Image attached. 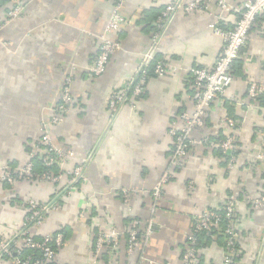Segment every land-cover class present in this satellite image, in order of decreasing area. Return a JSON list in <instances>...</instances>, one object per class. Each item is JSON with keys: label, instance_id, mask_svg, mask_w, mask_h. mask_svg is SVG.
Masks as SVG:
<instances>
[{"label": "crops", "instance_id": "0c3cea01", "mask_svg": "<svg viewBox=\"0 0 264 264\" xmlns=\"http://www.w3.org/2000/svg\"><path fill=\"white\" fill-rule=\"evenodd\" d=\"M116 1L12 0L0 5V165L14 168L28 160L27 147L40 136L42 120L50 117L65 76L72 75L73 105L52 129V137L57 145L73 149L71 164L85 163L87 176L61 199L62 193L49 183L0 181V237L18 235L28 199H55L61 202L59 208L47 216L42 229H34L40 234L65 228V242L53 264H182L193 221L204 210L223 204L231 192L238 199L241 261L264 264V205L253 207L246 200L264 193V105H236L243 108L237 114L239 160L233 171L214 145H207L227 134L219 122L227 116L228 96L249 103V81L264 83V14L256 19L243 48L244 74L235 75L227 95L211 104L205 126L191 133L197 142L185 164L172 173L162 196L155 198L153 189L172 155V120L179 109L193 106L190 70L214 64L222 49L214 25L233 26L235 7L246 0H229L235 6L228 12L214 3L198 12L178 11L158 51L170 71L150 78L145 96L125 104L113 118L109 94L135 74L150 46L157 14L170 0H124V22L116 35L122 47L102 75L91 76L87 69ZM18 2L24 7L22 13L5 22ZM68 184L66 179L64 191ZM87 212L92 213L90 223ZM127 217L140 220L141 229L151 221L149 240L135 254L123 237ZM110 226L119 232V243L105 246L96 256L94 239L100 228ZM200 253L203 264H223L225 251L216 240ZM0 264L11 263L3 259Z\"/></svg>", "mask_w": 264, "mask_h": 264}, {"label": "built area", "instance_id": "2783aa9c", "mask_svg": "<svg viewBox=\"0 0 264 264\" xmlns=\"http://www.w3.org/2000/svg\"><path fill=\"white\" fill-rule=\"evenodd\" d=\"M124 0H117L116 5L111 13L105 30L99 35V49L96 53L93 63L88 67L87 72L91 76L102 75L108 66L111 56L121 49L122 43L116 37L121 29L124 17L121 13ZM216 4L221 11L228 12L233 9V4L229 0H170L165 4L160 16L157 19V29L151 35L150 46L144 53L142 60L133 75L124 85L112 89L109 94L108 103L109 110L113 118L117 117L122 107L131 102L132 97H140L147 90L148 85V67L151 61L154 60L160 49V44L163 36L167 32L175 14L182 10L187 13L202 11L211 4ZM23 5L18 2L8 11L5 22H10L18 17L23 11ZM238 16L233 26L222 28L214 25V32L222 39V49L212 66L193 67L190 70L191 76L194 79L195 91L193 93V108L184 110L179 113L171 123L170 134L175 137V150L170 160L171 167L184 165V159L187 157L190 147L196 144V140L191 137L192 131L204 125L207 110L211 104L219 98L227 95L231 87L234 75L232 72L233 64L240 57L241 50L245 48L250 30L255 23L257 16L264 14V0H246L241 5L235 7ZM170 67L162 62H158L155 68L157 76H165ZM260 93H264V83L250 80L248 83L247 96L249 103L244 99H238L235 96H228L230 102H235L236 105L254 107L257 106L254 101ZM72 94V75H66L62 86L60 97L57 103L51 109L50 117L45 120L41 127V137L34 141L29 151L28 160L18 167L11 168L9 165H0V181L15 184L21 179H34L32 158L39 156L46 165H57L62 169L63 173L59 175L43 174L38 176L39 180H47L52 183L60 181L63 174L66 173L69 178L67 191L71 192L72 185L77 181H87L85 172V163L73 166L72 158L75 155L74 151L65 149L57 145L52 137L51 129L62 121L64 113H66L73 104ZM261 107V106H259ZM264 109V106H263ZM264 113V112H263ZM240 121L232 117H223L219 125L222 128L227 127V136L220 140H211V146H218L224 153L237 151V144L234 134L240 126ZM236 154H230L229 162H233ZM172 177L169 169L161 176L159 182L153 189L155 198L162 196L164 187L168 180ZM248 200L255 206L261 207L264 205V193L257 198L248 197ZM235 197H229L225 203L227 205V217L231 218L235 211ZM31 215L25 217V223L21 227L18 235L14 238L0 237V258L6 256L10 258L13 264H47L52 259H55L59 250L64 245V235L62 233L53 234V232H43L42 240L36 239V233L32 232L35 224H41L44 217L50 212L59 208L57 200L53 199L43 203H39L36 199H29L27 202ZM221 216L219 213L210 209L204 210L198 215L196 230H209L214 224H217ZM140 221L134 220L129 231V252L133 253L140 250L150 237L152 231L151 221L146 224L145 232L142 241L138 239ZM233 228L232 222L226 229L229 235L230 252L224 256V264L233 263L234 239H237L238 231ZM119 232L110 226L108 229L100 228L95 242V254L98 256L105 246L117 247ZM190 245L182 252V264H196L198 258V249L196 247L197 238L193 233L187 235ZM142 242V243H141ZM141 246V247H140ZM139 248V249H138ZM24 249H39L42 251L41 258H34L28 255L23 258L21 254ZM143 253V252H141ZM144 254H140V261L143 262ZM141 262V263H142ZM153 263L152 260H148Z\"/></svg>", "mask_w": 264, "mask_h": 264}, {"label": "trees", "instance_id": "16d2710c", "mask_svg": "<svg viewBox=\"0 0 264 264\" xmlns=\"http://www.w3.org/2000/svg\"><path fill=\"white\" fill-rule=\"evenodd\" d=\"M10 1H12V0H0V5L9 4ZM13 6H14V4H13ZM164 7H165V5L163 7H161V9L159 10V13L157 14L155 22H154L153 26L151 27V33H153L157 29V19L160 16V14H161L162 10L164 9ZM7 14H8V12H7ZM237 16H238V14H237ZM259 16H257V18ZM6 18H7V15H6ZM221 27L223 28V26H221ZM243 50L244 49L241 50L240 57L238 59H236L234 64H233L232 72H233L234 76L235 75L244 74V73H242V71H243V59L241 57V55L243 53ZM158 62H162V63L166 64V62L157 53L155 58H154V60L150 62L149 67H148V78L149 79L152 78V77H156L157 76V74L155 72V68H156V65H157ZM243 77H245V75ZM190 80H191V83H192L191 86L193 88V93H194V91H195L194 79H193V77L191 75H190ZM247 90H248V86H247ZM145 94H146V92L143 93L140 97H132L131 102H132V100L135 101V99H140L141 97H144ZM254 103L257 104V105L263 106L264 105V93H260L259 96L257 97V100H255ZM226 104H228V106H229L227 108L228 109L227 117H232V118H234L236 120H239L238 119L239 115H237V114H240L239 113L240 111L238 109L239 108H243V107H237L235 102H230L228 100L226 101ZM179 110H180V113L182 111H184L182 108L179 109ZM66 113H64V116H65ZM223 136H221L220 138H223ZM172 138H173V145H172V155H173V152L175 150V142L176 141H175V137H172ZM218 139L219 138H214V140H218ZM207 145H210V142H207ZM214 147L216 148L215 151H216L217 155L220 156V157H223L225 160H227V162L229 160V157H230L231 153L232 154H236V155L239 154V150L238 149H237V151H234V152L232 151L230 153L229 152L228 153H224L218 146H214ZM30 149H31V145L27 147V152L28 153H29ZM190 150H191V147H190L189 151ZM172 155H171V157H172ZM185 159H186V157H185ZM185 159H184V164H185ZM32 162H33L32 170H33V173H34V180H39V179H37L38 176L41 177L43 174L59 175V174L63 173L62 169H60L57 165H52V166L46 165L44 163V161L39 156L33 157L32 158ZM168 169H169V171L171 173H175V171H179L180 170V166L177 165V166L171 167V165L169 164ZM65 178H66V176H65ZM63 180H64L63 182L65 184L66 179H63ZM63 182L60 183L58 181V182H55V184H52L54 187L58 188L59 191L62 193L60 195V199H61V197L63 195H68V193H67L68 191L67 190L64 191L65 190V187H64L65 185L63 184ZM4 183L10 185V183H7V182H4ZM81 183H83L81 180L77 181L76 183H74L72 185V189H71L72 192H73V190L75 191L80 186ZM231 196L235 197L236 195L230 192V194L227 196V199L229 197H231ZM235 199H236V201L238 200L237 197H235ZM58 202L61 205L60 200ZM39 203H43V202H39ZM26 208H27V214H26V217H27V216L31 215V211H30L28 205H26ZM209 209L220 214L221 218H220L219 222L217 224H214L209 230H196V224H197V219H198V217H197L193 221V224H192V227H191V231H189V233H188V234L193 233L196 236V238H197L196 247L198 249V258H197L196 264H203V256L200 253V251H201L202 248L210 245L211 242H213L214 240H216L224 248V251H225L224 256L229 254L230 252H232L230 250V248H231L230 245H228V243H229V235L227 234L226 229L229 227L230 223L232 222L233 228H236L235 230H238L237 226H238V221H239V213L237 212V209H238V203L237 202H236V204L234 206L235 211L233 212V215L231 216V218L227 217V205H226L225 202L223 204L219 205L218 207H212V208H209ZM91 214L92 213H90V214L88 213L87 216H86V218L88 219L89 223L91 222V219H92ZM46 218H47V216L45 217V220H46ZM125 219H126L125 222H126V226L127 227H126V229L124 231L123 237H124V239L126 238L127 241H128V239H129V231L131 229L133 221L136 220V219L135 218H131V217H127ZM45 220H44V222H45ZM141 223L142 222L140 221V224H139L140 231L138 233V239L140 241H142L143 236H144V232H145V228L144 227H143V229H141ZM97 227L98 226H95V231H96ZM65 231H66L65 228H60L59 230L54 231L53 234L62 233L64 235V240H65V238H66ZM32 232H34L33 229H32ZM41 234L42 233L35 234L34 237L36 239H38V240H42ZM96 240H97V237H96V239H94V244H95ZM189 245H190V241L186 237V239L184 241V245H183L184 246L183 247V251L186 250V248H188ZM233 247H234V252H233V255H232L233 256V263L232 264H243L242 261H241L242 260V255H241L240 241L238 240V238L234 239ZM105 248H107V247H104L103 249H105ZM108 248H110V247H108ZM103 249H102L101 252H103ZM28 255H32L34 258H37V259L41 258L43 256L42 251L39 250V249H24V251L21 254V256L23 258H25ZM4 259H7V260L11 261L10 258L7 257V256ZM55 260H56V258L52 259L47 264H53ZM223 264H224V260H223Z\"/></svg>", "mask_w": 264, "mask_h": 264}, {"label": "rangeland", "instance_id": "374dc122", "mask_svg": "<svg viewBox=\"0 0 264 264\" xmlns=\"http://www.w3.org/2000/svg\"><path fill=\"white\" fill-rule=\"evenodd\" d=\"M247 107V106H246ZM192 108H193V106H192ZM191 108V109H192ZM191 109H188V110H191ZM207 114V113H206ZM206 117V116H205ZM227 117V116H226ZM63 119H64V116L62 117V121H61V123L63 122ZM47 120V119H46ZM45 121H43L42 120V123H41V127H42V125H43V123H44ZM61 123H59V124H61ZM58 124V125H59ZM57 126V125H56ZM56 126H53V128L54 127H56ZM205 126V121H204V125L202 126V127H199V129H201V128H203ZM41 127H40V129H41ZM52 128V129H53ZM52 129H51V132H52ZM225 131H226V133L228 134V128L227 127H225V128H223ZM237 131V129H235V131L234 132H236ZM41 134H42V132H41ZM41 134H40V136L38 137V138H40L41 137ZM227 134H225L224 136H223V138H219L220 140H222V139H224L226 136H227ZM234 136H235V140H236V134H234ZM31 145H33V143L31 144ZM61 147V146H60ZM64 148V147H63ZM238 148V147H237ZM66 149H68V148H66ZM70 149V148H69ZM70 150H72L73 151V149H70ZM75 153V152H74ZM258 154V156H260V157H263L262 156V154H260V153H257ZM238 160H239V154L235 157V159H234V161L233 162H229L228 164H227V166H228V169L230 170V171H233L234 170V168H235V166H236V164H237V162H238ZM18 167V166H17ZM183 167V166H182ZM65 176H66V178H65ZM63 179H67V182L69 183V178H68V176H67V174L66 173H64L63 174V176H62V178L60 179V183L61 182H63ZM20 181H30V182H39V183H49V184H55V183H52V182H50V181H47V180H32V179H21ZM74 191V190H73ZM72 192V191H71ZM249 197V196H248ZM30 199H33V198H30ZM29 200V199H28ZM27 200V201H28ZM246 200L247 201H249L250 202V200H248V198H246ZM251 205L253 206V207H255L252 203H251ZM49 214H47L46 216H48ZM45 216V217H46ZM45 217H44V219H43V222L41 223V224H35L34 226H33V230L35 229V230H40V229H42V227H43V224H44V220H45ZM80 217H84V215H83V213H80ZM44 231H41V233H43ZM237 238L239 239V232L237 233ZM3 238H5V239H7V237H3ZM142 242H144V240L142 241ZM141 242V243H142ZM141 247V246H140ZM139 249V248H138ZM136 253L137 252H139V250H136L135 251ZM135 252H133V254H135ZM57 257V256H56ZM1 260H3V258H0V261ZM10 263L11 264H13L11 261H10Z\"/></svg>", "mask_w": 264, "mask_h": 264}]
</instances>
